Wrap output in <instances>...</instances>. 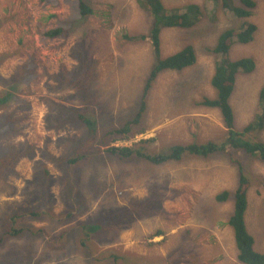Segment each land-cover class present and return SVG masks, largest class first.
<instances>
[{"label":"rangeland","instance_id":"obj_1","mask_svg":"<svg viewBox=\"0 0 264 264\" xmlns=\"http://www.w3.org/2000/svg\"><path fill=\"white\" fill-rule=\"evenodd\" d=\"M84 1L93 10L86 16L80 14L78 0H0V97L8 96L0 108V238L6 237L0 264H86L76 243L83 238L73 229L76 220L69 222L73 225L64 236V251L44 242L49 238L47 209L36 218L43 233L24 231L16 243L5 234L31 224L27 213L49 206L55 154L61 159L84 154L74 164L83 167L88 162L90 173L85 177L74 168L72 175L81 185H91L89 214L84 217L97 218L101 226L93 236L94 248L100 253L118 251L128 257L119 261L123 264H240L227 259L235 254L233 244L231 249L227 245L224 257L219 252V246L230 240L232 200L215 199L219 192L235 189L237 165L232 159H237L252 182L246 228L255 250L264 251V161L231 149L229 155L187 156L154 165L105 152L109 144H136L141 151L153 152L174 143L224 138L218 111L190 106L189 101L214 96L210 79L215 57L207 47L223 29L238 24L234 15L214 11L210 0H161L167 9L196 3L206 10L193 27L163 29L159 36L162 57L191 44L196 61L180 72L159 74L140 124L133 125L134 131L144 130L112 142L103 138L104 130L133 118L154 62L150 38L125 36L147 34L151 18L136 0ZM254 1L246 18L256 25L253 39L233 44L228 53L230 59L251 57L255 63L252 72L236 76L229 98L237 130L253 118L264 82V0ZM57 27L63 28L58 37L43 35ZM79 114L95 123L94 130L79 120ZM251 137L264 141V129ZM145 139L150 142L142 144ZM157 231L162 234L155 236ZM75 251L76 256L70 255Z\"/></svg>","mask_w":264,"mask_h":264},{"label":"trees","instance_id":"obj_2","mask_svg":"<svg viewBox=\"0 0 264 264\" xmlns=\"http://www.w3.org/2000/svg\"><path fill=\"white\" fill-rule=\"evenodd\" d=\"M210 1L214 6V11H216L217 8L219 10L230 11L234 15V19L238 21V24L223 29L217 36L215 43L212 46L207 47L208 52L215 57L213 73L210 79V84L215 91L214 96L208 97L203 95L198 101L190 99L191 101H189V104L190 106L199 105L201 107L216 109L225 129L224 138L221 140H209L204 143H174L167 146L166 149H160L153 152L141 151L142 149L137 148L138 145L136 144L131 146H117L109 144L105 150L108 155L115 156L120 160L135 156L146 159L154 165H159L163 162H179L186 159L187 156L206 158L218 152H223L229 155V152L232 149L242 151L252 157H257L261 161H264V141L251 137V134L253 133L258 136L264 129V82L259 88L257 110L255 114L253 118L240 130L235 129L234 127V113L229 103V98L234 89L236 76L239 73L252 72L255 66L254 60L251 57H242L233 60L228 56L229 50L233 44H247L253 39V33L256 31V25L247 21L246 18L250 16L251 9L255 6V1ZM136 3L150 16V28L147 34L133 36L126 35L125 37L131 40H144L146 37L150 38L153 46L154 62L150 67L142 90V96L133 118L120 126L110 127V129L104 130L103 138L108 137L112 142L119 139H130L144 130L142 127L141 129L139 128L137 131H134L133 129L135 128L133 125L140 124L147 108L146 97L154 80L159 74L166 71L180 72L193 65L196 61L195 48L191 44H185L175 53L162 57L159 53V36L161 31L168 28L189 29L197 24L203 16H205L204 14L206 11H204L201 5L196 3L171 9L165 8L161 0H136ZM78 7L82 16L89 15L93 12L92 8L86 4L84 0H78ZM62 31L63 28L57 27L43 32V35L47 38H56ZM7 97L8 96L6 95L0 97V108L8 100ZM77 116L79 120L88 128L94 130L93 126L95 123L92 120L85 118L83 114H79ZM52 126L49 124L47 128L50 129ZM148 142H150L149 139L142 140V144H146ZM99 143L103 144V141H100ZM144 146H140V148H144ZM83 156L84 154H81L78 156H71L69 158L67 157V159L70 161L69 163L74 164ZM232 160L237 165L236 187L233 191L223 190L219 192L216 194L215 199L218 202L232 200V212L227 223L233 232L237 249V261L241 264H264V251L261 252L255 250L254 238L248 232L245 224L247 193L252 185V182L248 173H246L243 168V165L240 164L237 159ZM31 212L35 216L38 215L37 212ZM18 216H22V214H18ZM104 227L106 226L104 225ZM99 228L101 229L100 225ZM12 230L11 235H17L19 231H22L23 229L19 228ZM90 230L98 233V224L95 226L91 225ZM161 234V231H157L154 235L159 236ZM69 238L72 239V236ZM93 239V237L84 233L83 238H78L76 240L78 246L82 248L80 255L81 258L83 257L86 264H123L125 262L124 259L128 258L127 256L125 257V255H119V252L114 249L109 250V252L107 249L103 250V253L96 252ZM77 253L78 251H75L70 255L76 256ZM120 260H124V262L120 263Z\"/></svg>","mask_w":264,"mask_h":264},{"label":"crops","instance_id":"obj_3","mask_svg":"<svg viewBox=\"0 0 264 264\" xmlns=\"http://www.w3.org/2000/svg\"><path fill=\"white\" fill-rule=\"evenodd\" d=\"M61 154H55V157L53 158L54 164H57V171L50 172V175H52V185H51V192H49L51 195H53V198L49 200V206H45V209L39 210L38 215H33L32 212L27 213V217L33 218V221H31V224H21L19 228H22V231H19L17 235H11L12 228L9 231L5 232L8 238H15L13 242L16 243V238L21 235L24 231H26V234L32 235L36 232L43 233V228H39L38 220L36 219L39 215H41V212H45L46 209L49 212V233H47L49 238H45L44 242L49 244V248L53 246V244H57L56 247H59L61 251H64V246L66 244V241L64 240V236L68 233L70 234L71 226H69V222L77 221L74 226L75 233L79 231L83 236L84 233L88 234V236L93 237L96 234L98 235L100 232L99 223L97 218H92L90 215L89 217H84L88 215V211H86L87 206L90 208V204L88 205V200H90V184H84L81 185L79 183V180L74 178V175H72V172L74 168H78L77 171L80 168V175L85 174V177L88 173H90V170L88 166L85 164H89L88 162H84L83 167L77 166V164H71L70 161L62 156V159L60 158ZM64 159V160H63ZM50 171V170H49ZM65 172V173H64ZM100 181V180H99ZM61 191V198L58 199V196ZM36 213V212H35ZM47 215V214H46ZM133 214H130V218ZM25 217V215H23ZM110 216V214H106V217ZM105 217V219H106ZM76 218V219H74ZM108 218V217H107ZM37 220V221H35ZM110 220V218H109ZM124 220L123 218L120 219ZM246 220V218H245ZM91 221H95L91 223ZM228 221V220H227ZM98 223V233L92 232L90 230L91 225H97ZM17 228V229H19ZM103 229H106V232H110L109 229L106 227H102ZM108 229V230H107ZM227 229L230 235V240L226 241L222 244L220 247L221 254L224 257V254H227V245L231 249V244H233L235 254H232L233 257L228 256L227 259H233L236 263V255H237V249L233 237L232 229L229 225H227ZM86 230V231H85ZM33 232V233H32ZM56 238V239H55ZM4 239H1L0 246L4 243ZM58 239V240H57ZM216 241V240H214ZM231 243V244H230ZM218 261V260H217ZM241 264V263H240Z\"/></svg>","mask_w":264,"mask_h":264},{"label":"bare ground","instance_id":"obj_4","mask_svg":"<svg viewBox=\"0 0 264 264\" xmlns=\"http://www.w3.org/2000/svg\"><path fill=\"white\" fill-rule=\"evenodd\" d=\"M69 22V21H68ZM11 127V126H10ZM8 128V127H7ZM141 129V128H140ZM91 247V246H90ZM109 252V251H108ZM113 256V255H112ZM107 257V256H106ZM112 260V259H111ZM100 261V260H99Z\"/></svg>","mask_w":264,"mask_h":264}]
</instances>
